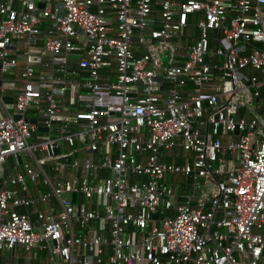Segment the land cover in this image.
<instances>
[{
  "label": "built area",
  "instance_id": "2783aa9c",
  "mask_svg": "<svg viewBox=\"0 0 264 264\" xmlns=\"http://www.w3.org/2000/svg\"><path fill=\"white\" fill-rule=\"evenodd\" d=\"M263 88L264 0H0V252L264 264Z\"/></svg>",
  "mask_w": 264,
  "mask_h": 264
},
{
  "label": "crops",
  "instance_id": "0c3cea01",
  "mask_svg": "<svg viewBox=\"0 0 264 264\" xmlns=\"http://www.w3.org/2000/svg\"><path fill=\"white\" fill-rule=\"evenodd\" d=\"M160 12L159 8H157V11L155 12L156 18H159ZM260 104H261V112L264 114V88L262 89V97L260 99ZM164 157L166 158H172V159H180L179 163L175 162H169V160H164ZM160 161L164 163H169V164H184L188 159V155L185 151L182 149H175V150H163L160 156ZM175 174H181L184 176V178H188V181L185 183V181H182V184H178L176 182H172L173 178H170L171 176ZM171 180V182H170ZM168 182L174 187L176 193L178 195H186L188 193H194L193 191V185H194V180L192 176H187L183 173H173L168 175ZM29 186L32 187L33 184L30 181ZM34 188V187H33ZM197 193H202V191H197ZM28 194V193H25ZM32 194H37V193H32ZM18 210L23 211V208H18ZM29 214L34 218L36 216V211L35 207L29 206L28 209ZM30 253L22 246V245H17L14 251H2L0 252V261H5V260H14L20 263H33V264H39V261L36 259L30 258Z\"/></svg>",
  "mask_w": 264,
  "mask_h": 264
},
{
  "label": "rangeland",
  "instance_id": "374dc122",
  "mask_svg": "<svg viewBox=\"0 0 264 264\" xmlns=\"http://www.w3.org/2000/svg\"><path fill=\"white\" fill-rule=\"evenodd\" d=\"M6 101H8L9 103H12V98L9 96L6 97ZM170 178H173L172 182L174 181L178 184H182V181H185V180H186L185 183L188 181V178H184V176H182L181 174H175V175L171 176ZM170 182H171V180H170ZM201 190L206 191L207 187L205 185H203L201 187Z\"/></svg>",
  "mask_w": 264,
  "mask_h": 264
},
{
  "label": "trees",
  "instance_id": "16d2710c",
  "mask_svg": "<svg viewBox=\"0 0 264 264\" xmlns=\"http://www.w3.org/2000/svg\"><path fill=\"white\" fill-rule=\"evenodd\" d=\"M164 160H169V162H175V163L180 162V159H172V158H166V157H164Z\"/></svg>",
  "mask_w": 264,
  "mask_h": 264
},
{
  "label": "water",
  "instance_id": "95a60500",
  "mask_svg": "<svg viewBox=\"0 0 264 264\" xmlns=\"http://www.w3.org/2000/svg\"><path fill=\"white\" fill-rule=\"evenodd\" d=\"M59 6L61 7L60 16H62V14H63V8H62V6H61V5H59Z\"/></svg>",
  "mask_w": 264,
  "mask_h": 264
}]
</instances>
